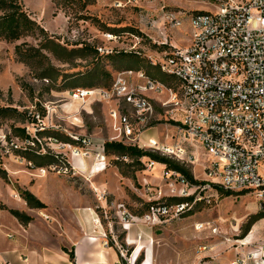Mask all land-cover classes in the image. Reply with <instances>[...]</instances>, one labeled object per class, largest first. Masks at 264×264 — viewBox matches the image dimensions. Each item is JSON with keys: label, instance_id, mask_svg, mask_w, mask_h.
<instances>
[{"label": "rangeland", "instance_id": "374dc122", "mask_svg": "<svg viewBox=\"0 0 264 264\" xmlns=\"http://www.w3.org/2000/svg\"><path fill=\"white\" fill-rule=\"evenodd\" d=\"M22 4L38 26L35 33L12 43L0 40V107L15 108L26 118L0 120V169L6 173V178L0 176V223L4 225L1 237L14 242L20 235L19 223L8 210H1L5 207L30 215L36 235L68 251L72 245L66 244L67 233H76V219L85 212L93 214L106 230L109 246L117 249L124 264H145L147 258L150 264H231L237 255L249 251L240 246V241L253 243L264 238V218L257 222V233L252 238L249 235L253 226L247 233L244 231L252 216H264L253 194L233 192L223 197L207 186L211 183L205 171L209 156L199 144L184 141L174 129L177 120L164 107L167 96L144 90L145 82L135 75L128 79L143 96L151 98L153 107L148 119L137 123L139 145L165 156L151 149L149 140L157 141L160 148L181 143L188 152L184 161L166 157L185 165L195 180L205 183L201 187H206L202 191L206 199L194 205L191 216L178 215L177 205L170 199L196 198L200 191L183 186L166 166L155 162L157 165L151 168L149 164L141 167L127 158L117 164V157L103 152L104 143L117 138L109 109L118 106L134 120V108L124 100L117 105L101 100L82 103L69 95L78 83L99 81L106 85L104 72L115 77L119 70L129 67L166 78L149 64L150 59L158 61L163 56L158 46H167V52L186 48L192 36L190 16L196 11L208 12L212 5L202 0H22ZM108 27L120 38L108 40L106 34H114L103 31ZM48 37L69 48L88 44L109 52H131L136 57L119 56L114 61L89 53L63 62L41 49ZM23 43L40 48L49 57L50 64L60 72L57 80L51 78L46 83L39 78L43 60H35L34 68L19 61L15 47ZM165 81L172 83L171 79ZM41 109L46 112L41 117L43 123L56 131L52 137L38 135L41 124L27 121L29 116L40 115ZM13 126L25 127L31 137L39 139L35 150L59 154L67 167L60 163L33 168L27 154L13 148L24 146L14 137ZM6 136L12 143H7ZM72 137L79 138V142L71 146L63 143ZM76 151L79 155H75ZM189 152L196 157L193 162ZM142 160L149 162L148 158ZM24 190L46 208L30 209L21 198ZM150 205L167 206L170 212L149 220L146 215ZM130 240L138 242L132 245Z\"/></svg>", "mask_w": 264, "mask_h": 264}, {"label": "built area", "instance_id": "2783aa9c", "mask_svg": "<svg viewBox=\"0 0 264 264\" xmlns=\"http://www.w3.org/2000/svg\"><path fill=\"white\" fill-rule=\"evenodd\" d=\"M202 1L213 7L208 12L196 11L190 16L189 45L163 52L158 61H149L173 84L154 80L142 71L127 70L116 74L110 88L76 89L69 95L82 103L101 100L117 105L124 100L136 110L137 116L132 120L113 105L109 109V119L117 138L110 142L143 149L139 145L137 123L145 122L153 107L151 98L143 96L128 80L133 75L142 79L144 90L167 96L164 107L179 121L176 131L182 139L199 144L209 156L205 171L211 183L207 186L214 190L217 186L225 191L253 194L264 213V0ZM106 37L108 40L120 38L116 34H106ZM98 51L101 54L114 52ZM36 118L41 124L38 131L52 129L46 127L39 114ZM71 139L79 142L77 137ZM51 140L58 142L57 138ZM149 141L151 149L165 156L178 161L188 157L181 143L160 148L157 141ZM22 143L23 147L13 146L26 148V143ZM189 153L193 162L196 157L193 152ZM75 155L79 153L76 151ZM144 163L149 164V168L156 164L152 160ZM173 173L183 186H191L180 174ZM191 187L200 192L191 204L176 206L178 215H184L206 199L202 196L206 187ZM169 212L167 206L152 205L146 218L151 220ZM105 239L103 246L108 247L107 237ZM240 246L248 247L249 251L237 255L231 264H264V238L253 243L240 241Z\"/></svg>", "mask_w": 264, "mask_h": 264}, {"label": "trees", "instance_id": "16d2710c", "mask_svg": "<svg viewBox=\"0 0 264 264\" xmlns=\"http://www.w3.org/2000/svg\"><path fill=\"white\" fill-rule=\"evenodd\" d=\"M0 40H4L8 43L16 42L21 40L22 38L26 36H30L31 34H34L36 29L38 28L36 22L30 18V16L27 14V12L24 9V6L22 4V0H0ZM43 31V30H42ZM103 31L119 34L118 32H115L113 28H105ZM131 31L136 35H141L137 30L131 29ZM122 34V33H121ZM43 50L49 51L52 53L58 60L63 62H70L72 58L76 56H85L86 54H94L97 57H105L111 60L116 61V57H130L135 58L136 55L131 52H125V51H114L112 54H101L99 53L98 49L94 46H90L88 44H83L81 48H69L67 46H64L63 44H58L55 41L49 39V37L46 39L45 44L42 46ZM40 48H35L33 46H30L26 43L17 45L15 47V54L19 61L24 62L28 64L30 67L34 68L35 60H43L46 62V64L43 62V65L40 69L39 78L43 80H48L49 83L51 82V78H54L55 80L58 79L60 76V72L56 70L51 64L49 57L42 52ZM168 47L158 46V51L160 52H167ZM132 55V56H131ZM113 61V62H114ZM115 66L119 68V63L115 62ZM151 66V65H150ZM156 68V67H154ZM38 69V68H37ZM158 69V68H156ZM127 70H133V71H142L147 76L151 77L154 80L161 81L163 83H166L167 78H161L158 76L157 73L154 72L152 74L150 71H144L142 69H134L133 67H129V69L119 70L120 71H127ZM159 70V69H158ZM152 71V70H151ZM159 73L162 74L159 70ZM85 75V74H84ZM104 76H106L108 82L106 85H102L101 82H87L85 84H76L74 86L75 89H97V88H110L112 86V83L114 81V76H111L107 72L103 73ZM92 76V75H91ZM82 77V76H81ZM93 77V76H92ZM92 79V78H91ZM42 110V109H41ZM46 112L45 110H42V113L40 114L41 117H45ZM25 116L19 112L17 109L12 107H0V120L8 119V118H21ZM28 123L31 124H37V118L36 114L27 117ZM26 119V118H25ZM14 131V137L17 138L19 141L26 143V148H15L17 152L25 153L27 154L29 162L33 163V168H43L45 166L49 165H59L64 164L66 167V162L64 160H60V156L54 155L51 152L43 153L39 152L38 150H35L33 147L38 144V139H35L31 137L30 133L26 130L25 127H15L13 126ZM38 135L44 136V137H52V134H55L56 131L53 129H46L42 131H37ZM8 137V136H6ZM58 140V139H57ZM7 143H12L11 137L7 138ZM65 144H75L76 142L72 139H65L63 141ZM77 144V143H76ZM3 145L0 140V146ZM104 153L106 155H114L118 158L116 160V163L119 164V160L127 158L130 160H134L136 164L143 167L145 165L144 161L142 159L148 158V160H152L156 163L162 164L166 166L167 171H172L180 174L185 181L191 185V186H201L205 184L204 182H198L194 179L192 173L188 168H186L185 165L176 162L166 156H160L158 154H155L153 152H148L146 150H143L139 148L138 146H129L125 145L121 142H105L103 145ZM29 152V153H28ZM123 174H126L123 171ZM0 176L2 178H6V173L0 169ZM216 190L223 196V197H229L232 195L233 192L231 191H225L217 186H214ZM21 198L26 202L27 206L30 209H45L46 205L40 201L35 195H33L30 191L24 190L21 192ZM171 202H173L175 205L178 204H184V203H192L194 201V197H187V198H171ZM152 205H150L151 207ZM149 207V208H150ZM8 210V212L16 218L21 224L28 225L33 221V218L28 215L25 212H21L19 210L14 209H7L5 207L1 208V210ZM193 209L187 211L184 213L183 216H191L193 214ZM264 216L257 214L250 218L248 223L246 224L244 231L247 233L251 227L256 224L259 220L263 219ZM68 255L71 264H75V254L74 251H68L67 249H63Z\"/></svg>", "mask_w": 264, "mask_h": 264}, {"label": "crops", "instance_id": "0c3cea01", "mask_svg": "<svg viewBox=\"0 0 264 264\" xmlns=\"http://www.w3.org/2000/svg\"><path fill=\"white\" fill-rule=\"evenodd\" d=\"M178 124L179 121L175 123L176 126ZM174 129L176 130V127ZM14 219L19 223L20 235L14 242L0 236V264H71L69 255L63 250L66 247L49 245L46 240L34 233L32 229L34 221L23 225ZM98 220L93 214L85 212L76 219V233L72 230L67 233L66 244L72 245L75 264H124L115 247L103 246L107 235ZM3 226L0 223V228ZM0 232L3 230L0 229ZM137 242L130 240L129 243L135 245ZM145 264H150L149 258Z\"/></svg>", "mask_w": 264, "mask_h": 264}, {"label": "bare ground", "instance_id": "6f19581e", "mask_svg": "<svg viewBox=\"0 0 264 264\" xmlns=\"http://www.w3.org/2000/svg\"><path fill=\"white\" fill-rule=\"evenodd\" d=\"M76 157V156H75ZM78 158H80V157H78ZM157 164H155V166H156ZM99 221V220H98ZM100 226V225H99ZM257 229H258V224L256 223V224H254L253 225V228H252V232L250 233V235H249V238H252L256 233H257ZM247 241V240H246Z\"/></svg>", "mask_w": 264, "mask_h": 264}]
</instances>
